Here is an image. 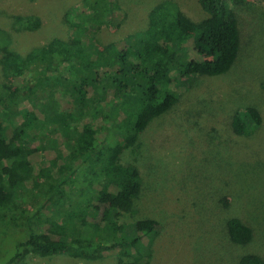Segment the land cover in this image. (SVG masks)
Listing matches in <instances>:
<instances>
[{
	"label": "trees",
	"instance_id": "trees-1",
	"mask_svg": "<svg viewBox=\"0 0 264 264\" xmlns=\"http://www.w3.org/2000/svg\"><path fill=\"white\" fill-rule=\"evenodd\" d=\"M246 2L199 0L207 18L196 22L177 3L163 1L151 10L148 27L128 35L124 47L102 49L84 24L100 28L111 8L106 0H84L88 9L81 26H72L70 40L50 41L25 55L0 44L4 78L22 80L18 92L0 86V227L1 236L13 243L0 264H21L30 254L97 260L129 250L133 255L123 264L151 263L158 223H122L124 213L133 212L143 181L136 165L123 164L121 156L179 102L183 78L231 71L241 47L235 8ZM16 25L36 31L43 22L18 16ZM189 47L215 60L192 58ZM65 84L69 87L61 89ZM246 112L249 123L233 118L238 136L263 125L257 108ZM106 115L114 128L110 122L97 128ZM53 116L61 121L50 126ZM48 150L55 162L42 166L36 156ZM227 230L238 246L255 238L254 229L237 217L227 221ZM238 264H264V257L247 254Z\"/></svg>",
	"mask_w": 264,
	"mask_h": 264
},
{
	"label": "rangeland",
	"instance_id": "rangeland-1",
	"mask_svg": "<svg viewBox=\"0 0 264 264\" xmlns=\"http://www.w3.org/2000/svg\"><path fill=\"white\" fill-rule=\"evenodd\" d=\"M163 1L168 0H106L111 10L102 26L84 25L95 32L102 49L121 48L128 35L148 27L151 10ZM169 1L193 21L207 18L199 0ZM87 9L84 0H0V44L25 55L50 41L70 40L72 26H81V14ZM235 11L241 47L231 71L219 77L183 78L179 102L156 118L121 156L123 164L136 165L143 181L134 210L124 213L122 223H158L150 264H238L247 254L264 257V0H247ZM18 16H36L43 25L36 31H22L16 25ZM192 37L187 34L186 40L191 42ZM188 53L195 59L215 60L210 53L197 55L192 47ZM5 83L18 92L22 80L9 83L0 64V86ZM248 107L261 112L263 125L238 136L232 129L233 118L249 123ZM38 116L43 119L41 111ZM107 117L97 122V128L109 122V129L114 128ZM55 121L61 117L53 116L50 126ZM49 135L47 139L56 137ZM36 158L49 166L55 162V153L48 150ZM232 217L254 229L251 244L238 246L230 241L227 221ZM2 231L0 227V260L13 246L1 236ZM132 255L129 250L123 257L111 253L87 260L69 254H30L21 264H123Z\"/></svg>",
	"mask_w": 264,
	"mask_h": 264
}]
</instances>
